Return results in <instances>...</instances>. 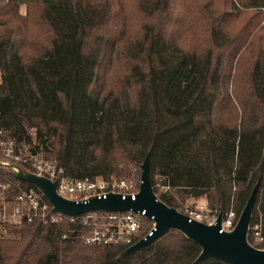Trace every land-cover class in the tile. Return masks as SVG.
<instances>
[{"label":"trees","instance_id":"16d2710c","mask_svg":"<svg viewBox=\"0 0 264 264\" xmlns=\"http://www.w3.org/2000/svg\"><path fill=\"white\" fill-rule=\"evenodd\" d=\"M263 18L264 0H0L1 136L74 178L128 177L148 154L153 192L180 212L202 198L213 215L235 205L237 220L260 180L263 241L255 205L247 241L264 249ZM6 161L9 200L38 190ZM80 229L1 223L0 264H232L196 261L201 247L177 230L124 254Z\"/></svg>","mask_w":264,"mask_h":264},{"label":"built area","instance_id":"2783aa9c","mask_svg":"<svg viewBox=\"0 0 264 264\" xmlns=\"http://www.w3.org/2000/svg\"><path fill=\"white\" fill-rule=\"evenodd\" d=\"M48 149L51 150V147H48ZM24 151L26 154L23 153ZM0 152L11 159L10 162H5L6 165H17L18 161L28 162L34 169L32 173L45 177L50 181H55L57 194L65 199L87 201L92 197L101 198L113 193L121 195L123 199L130 196L131 200H134L139 191L140 181L137 182L134 177L106 179L102 176L83 178L68 176L55 161L46 159L42 151L29 152L27 146L21 148L13 139L2 138L1 131ZM164 180L162 177H155V186L161 191L170 188ZM7 190L8 185L0 183V224L5 222L18 224L33 219H39L45 224L57 223L66 217L69 222L79 224L81 239L84 243H120L127 247L144 238L155 226L153 217H147L144 210L141 212L100 210L69 216L54 210L39 189L22 190L12 200L7 198ZM181 213L185 214L189 220L203 222L208 225L213 224L217 217V215L210 213L205 204H200L194 208H186ZM235 217L236 214L232 209L222 214L219 232L231 231L236 223ZM146 220L150 221L152 225L149 230L143 233ZM253 240L254 242L263 241V235L257 226L254 229Z\"/></svg>","mask_w":264,"mask_h":264},{"label":"water","instance_id":"95a60500","mask_svg":"<svg viewBox=\"0 0 264 264\" xmlns=\"http://www.w3.org/2000/svg\"><path fill=\"white\" fill-rule=\"evenodd\" d=\"M8 167L17 178L37 187L54 210L65 215L76 216L85 212L100 210L140 212L144 210L147 217H153L155 226L144 238L127 247L124 254L138 251L169 230H177L201 247V252L196 261L214 257L232 264H264V249L254 247L247 241L260 180L253 186L234 228L229 232H219L222 212L217 214L213 224L208 225L189 220L185 214L157 199L151 185L148 154L140 165L139 191L134 200H131L130 196L123 199L121 195L113 193L101 198L92 197L87 201L65 199L57 194L55 181L22 170L17 165H8Z\"/></svg>","mask_w":264,"mask_h":264},{"label":"rangeland","instance_id":"374dc122","mask_svg":"<svg viewBox=\"0 0 264 264\" xmlns=\"http://www.w3.org/2000/svg\"><path fill=\"white\" fill-rule=\"evenodd\" d=\"M216 2H217V6L221 3V0H216ZM21 11L23 12V7L21 8ZM238 25H240V22L238 23ZM260 25H263L264 26V18H263V20H262V22H261V24ZM6 162H10V161H6ZM15 164V163H14ZM8 166V165H7ZM138 170H139V173H140V175H141V169L139 168H137V167H133L132 168V173L128 176V177H134L135 179H136V181H140V178L139 179H137V177H138ZM193 202H195L194 204H195V206L194 207H196V206H198V205H200V204H205V200L204 199H202V198H198V199H190V200H188L187 202H186V204L184 205V207H183V211H185L186 210V208H190L189 207V205H191V203H193ZM193 207V208H194ZM192 208V207H191ZM230 209H232L234 212H236V208H235V205H232L231 206V208ZM261 209H262V201L260 200V201H258L257 203H256V205H255V212H254V217H256V219H258V222L257 223H255L253 226H252V229H253V231H254V229H255V226H257L259 229H261V219H262V213H261ZM249 228H250V226H249Z\"/></svg>","mask_w":264,"mask_h":264}]
</instances>
